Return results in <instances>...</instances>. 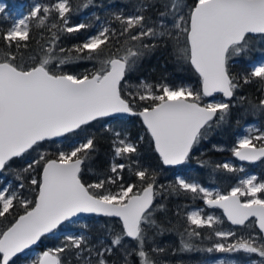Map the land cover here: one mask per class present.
I'll list each match as a JSON object with an SVG mask.
<instances>
[{
    "label": "snow or ice",
    "instance_id": "snow-or-ice-1",
    "mask_svg": "<svg viewBox=\"0 0 264 264\" xmlns=\"http://www.w3.org/2000/svg\"><path fill=\"white\" fill-rule=\"evenodd\" d=\"M157 4L165 9L159 12V17L166 18L171 12L173 28L185 37L186 45L179 49L180 56L198 74L199 90L169 84L158 85L153 90L152 85L141 82L140 91L131 100L125 99L122 81L126 74L132 71L146 50L151 51L156 46L143 43V40L173 35L163 27V19L161 27L153 26L156 21L147 13ZM84 6L87 7V4ZM5 8L6 5L0 3V14L4 13ZM71 11L70 0H55L50 5L36 3L30 7L27 15L0 34L6 49L0 53V171L13 158L22 157L30 150L37 151L38 158L28 163L23 172L28 173L38 167L42 169L39 180L35 177L30 180L33 186L38 187L34 201L21 199L15 191L0 187V219L12 214L10 210L16 207L14 201H18L24 209L23 214L6 229L0 230V264H10V261L15 264L13 258L19 259V254L26 256L42 237L55 234L65 222L77 223L73 218L81 213L118 218L115 223L119 227H113L110 220L101 224V229L106 231L98 238V247L89 246L87 233L66 235L61 246L43 251L30 260V264H64L63 253L75 257L77 264H110L107 257L116 252L121 254L120 258L111 264H130L129 256L133 253L138 257V264H155L145 251V226L158 227L153 214L164 210L163 205L153 206L159 194L154 188V174L139 166L132 169L124 163H113L110 171L115 176L86 185L81 178L82 165L96 151L95 137L89 136L79 143H71L69 151H60L54 159L47 158L43 151H39L41 142L64 137L101 118L127 114L140 118L164 165L185 163L194 145L206 136L212 125L223 123L230 114L233 107L231 101L241 85L238 77L231 75L229 61L233 55L239 56L246 51L250 34L264 36V0H194L187 17L182 14L177 17L178 12H183L180 0H142L130 15H115L122 27L120 35L126 37L121 49L113 53L110 48L106 52L102 47L109 42L110 29L107 27L96 35H90L74 49L78 54L77 59L95 60L100 65L97 70L80 76L59 71L61 65L71 62L70 57L59 59L56 70L49 67L57 59L54 45L59 37L55 33L51 38L52 46L44 47L43 54L38 59L33 58L32 66L25 67L23 63L14 62L17 56L12 48L19 51L22 47H28L33 21L37 28L48 31L58 29L69 34L89 28L86 23L70 25ZM53 13L56 14L55 21L59 23L52 22L48 27L47 22ZM85 52V56L79 55ZM253 81H258L259 87L264 90V62L254 64L243 77L244 84ZM217 93L222 94L223 99L217 100L214 95ZM137 97L140 101L151 103L137 110L134 103ZM206 97L212 99L205 102ZM259 107L264 109V98L260 100ZM246 131L248 135L236 142L232 155L239 161L249 163L264 160V132L252 135L253 131L259 130L249 128ZM115 136V157L138 164L133 160L138 154L137 145L126 135L121 138L119 132ZM126 167L141 182L139 191H134L138 187L134 183L126 186L120 184L116 192L99 191L105 189L106 184H115L123 179L119 173ZM216 168L229 173L236 171L230 163L217 164ZM17 179L23 177L18 176ZM176 185L183 192L202 194L204 204L209 208L221 209L232 225L249 229L258 227L259 232L264 234V198L258 195L264 193V182L258 183L256 176L241 179L239 185L227 193H213L199 183L179 177ZM19 187L23 188L24 184L21 183ZM241 197L246 199L242 200ZM250 218H255L254 224ZM187 221L196 228L213 230L221 240L227 241L236 236L234 231L216 230L214 226L220 222L219 218L203 215L202 209L189 212ZM186 231L189 237L200 236L199 232ZM126 238L135 241V247L131 250ZM182 248L192 250V245L182 240ZM152 251L164 250L153 248ZM206 251H242L255 254L261 258L259 264H264V235L257 239L248 233L232 243H216ZM85 252L88 253L87 257L84 256ZM92 256L96 259L92 260ZM217 264L227 262L218 261ZM252 264L257 262L253 261Z\"/></svg>",
    "mask_w": 264,
    "mask_h": 264
},
{
    "label": "trees",
    "instance_id": "trees-1",
    "mask_svg": "<svg viewBox=\"0 0 264 264\" xmlns=\"http://www.w3.org/2000/svg\"><path fill=\"white\" fill-rule=\"evenodd\" d=\"M7 4L8 10H14L17 3L23 0H4ZM42 5H50L55 0H39ZM142 0H70L72 11L69 14V24L75 25L78 23H86L89 28L82 29L79 33H66L58 29L37 28L35 21L32 22L30 29L31 39L27 41L28 47L20 48L19 51L12 48L16 53L17 59L14 61L17 64L23 63L25 67H30L34 63V59L39 58L43 54V48L52 46L51 38L55 33L59 38L55 41L54 55L57 59L53 60L50 68L56 70L55 66L59 59L70 57L71 62L60 66L59 71H63L74 75H83L97 70L100 65L95 60H88L84 58L77 59V53L74 49L80 44L85 42V39L92 27L98 22L103 21L106 23L107 28L110 29L109 42L105 47L107 52L110 48L111 52L115 53L118 49L124 46L126 40L125 36L120 35L122 30L121 24L115 19V15L122 14L128 16L133 13L136 6ZM183 7L182 13H177L187 17L190 7L193 5L194 0H180ZM87 4V7L84 5ZM186 5V7H184ZM159 4L157 7L151 9L147 14L150 15L156 24L153 26L161 27V20H164L163 27L172 32L173 35L163 39H149L145 38L143 43L155 44L156 46L151 51H145L136 63L132 71L126 74V78L122 81V95L125 99H132L138 91H140L141 82L152 85L153 90L161 84H169L172 86H180L184 84L190 85L194 90H199V77L194 72L190 64L185 61L181 56L179 49L186 45L184 35L178 34L177 30L172 26V13L168 17L160 18L159 12L164 11ZM56 14L53 13L47 22L48 27L55 21ZM10 27V21L0 15V34L7 31ZM112 33H115L113 35ZM39 42V43H37ZM23 43V42H22ZM136 43V42H130ZM60 49L65 51L61 52ZM6 51L3 41L0 40V53ZM81 57L85 53L79 54ZM264 60V36L250 37L246 45V51L237 56L233 55L229 61L230 73L238 77V82L241 87L236 90V96L231 101L233 107L230 109V114L227 119L217 125L213 124L207 131V134L200 142L194 145L188 160L180 168L166 169L163 167L158 155L156 154L152 141L147 134V131L142 126L139 118L131 117L122 120H98L94 123L79 129L75 133L69 134L62 138L60 141H46L41 143L39 151H43L47 158L54 159L60 151H69V145L74 137H95L96 151L92 158L82 165L83 171L81 172L82 182L87 184L96 183L100 179H106L109 176H115V173L110 171L113 161L116 164L124 163L129 165L132 169L138 166L146 168L150 174H154V188L159 193L153 202V206L163 205V211H156L153 214V219L156 221L158 227H146V243L145 251L148 252L150 258L155 261V264H199L204 261L223 256L226 259H234L240 264H244L246 260H253L259 263L260 257L255 254H246L244 252L233 253H208L207 248L212 247L216 243L222 242L213 233V230L208 228H196L190 225L187 221V214L190 210L196 208H205L202 195H194L192 193L183 192L178 189L176 185V177L181 176L186 181L198 182L204 187H215L221 193H227L234 187L241 178V173L236 169L234 172H226L223 169H217V164L226 163V161H235L232 155V148L236 145L237 136L241 129L251 123H257L259 127H264V109L259 107V102L264 98V91L259 87L258 81H253L249 84L243 83V77L251 70L254 62ZM131 94V95H129ZM239 97H243L240 100ZM137 110L141 107H146L150 101H140L138 97L134 101ZM253 105L256 107L254 108ZM108 129V130H106ZM122 132L127 133L129 139L137 145L138 154L133 157L132 161L116 158L114 159L113 141L114 133ZM143 137V139H141ZM38 158L37 151H31L22 157L15 158L8 162L5 169L0 172V187H3L7 182H11L13 188H17L18 197L21 199L33 200L38 192V187L30 183L31 178L35 177L40 179L41 168H35L28 173L23 172V168L32 160ZM246 171L255 174L258 180H264V160L256 164H249L244 166ZM123 179L117 180L114 184L119 186L129 183L138 185L134 191H139L141 182L129 171L126 167L119 173ZM18 176L23 179H17ZM23 183L24 187L19 185ZM111 187V184H106L105 189L99 190L103 192ZM97 191V190H92ZM264 198V193H260ZM16 207L12 210L11 215H7L6 219H0V230L6 229L15 218L23 214L24 209L19 206L18 201H14ZM219 212L218 210H213ZM103 224L105 221H112V226L118 228L119 225L116 220L102 218ZM253 223V221H251ZM254 224V223H253ZM216 230H231L236 233L235 237H230L226 243H232L239 236L243 235L242 231L246 230V235H260L256 228H232L222 218L220 224H216ZM199 232L200 236L189 237L187 231ZM105 229H97L96 232L88 231L91 235L89 246L97 244L99 237L105 235ZM47 236L43 237L39 242L38 250H45V248L55 245H62L63 242L47 243ZM182 240L192 245V250H183ZM106 243L108 241H105ZM126 243L131 248L135 247V241H130L126 238ZM153 248H162L163 252H153ZM120 253L115 256H109L107 259L110 261L118 260ZM250 256L246 258L245 256ZM64 264H77L75 257H71L68 253L61 254ZM130 264H138V257L133 253L129 256ZM13 262L11 261L10 264Z\"/></svg>",
    "mask_w": 264,
    "mask_h": 264
},
{
    "label": "rangeland",
    "instance_id": "rangeland-1",
    "mask_svg": "<svg viewBox=\"0 0 264 264\" xmlns=\"http://www.w3.org/2000/svg\"><path fill=\"white\" fill-rule=\"evenodd\" d=\"M0 3H3L4 5H6V8H5V11H4V13L3 14H0L1 16H3L5 19H8L9 21H10V26L16 21V20H18V19H20V18H23L25 15H27L28 14V12H29V10H30V7L32 6V5H34V4H36V3H40V1L39 0H23V1H21V2H19V3H17V5L15 6V9L14 10H8L7 9V4H6V2L4 1V0H0ZM41 4V3H40ZM105 27H107V25H106V23H104L103 21H100V22H98L95 26H93L92 27V29H91V31L89 32V34L87 35V37H86V39L90 36V35H96V34H98L101 30H103V28H105ZM85 39V40H86ZM261 62H264V60H262V61H259V62H254L253 64H252V66L254 65V64H257V63H261ZM252 66H251V68H252ZM185 86H190V85H188V84H184ZM181 86V85H180ZM191 87V86H190ZM264 91V90H263ZM215 98L217 99V100H221L222 98H221V96H219V95H216L215 96ZM212 98H204V101L205 102H207V101H209V100H211ZM120 120H122V121H124V122H126V119H120ZM249 128H251V129H256V130H259V131H253L251 134L252 135H257V134H259L260 132H264V127H259V125L257 124V123H251V124H248V125H246V126H244L242 129H241V131H240V133H239V135L237 136V140H236V142L240 139V138H242L244 135H248V132L246 131V129H249ZM120 134H121V138H123L125 135L128 137V139H129V136H128V134L127 133H122V132H119ZM115 134L116 133H114V140L116 139V136H115ZM85 139V137H81V136H76V137H74V139H73V141L71 142V143H79V142H81V141H83ZM130 140V139H129ZM131 141V140H130ZM131 142H133V141H131ZM114 159H116V157H115V155H114ZM113 163H116L115 161H113L112 162V164ZM226 163H230V164H232L233 165V167L235 168V169H237L240 173H241V178H240V180L241 179H244V178H247V177H249V176H256L255 174H253V173H251V172H249V171H246V168L244 167V166H241V165H239L236 161H231V160H228V161H226ZM111 164V165H112ZM241 169H243L242 171H241ZM177 177H179V178H183V177H181V176H177ZM177 177H176V179H177ZM257 177V176H256ZM184 179V178H183ZM239 180V181H240ZM1 181V180H0ZM239 181H238V183L234 186V187H236V186H238L239 185ZM257 182L259 183V182H264V180L263 181H260V180H258V178H257ZM196 183H198V182H196ZM202 186V185H201ZM3 187H6V188H8L9 189V191L10 192H12V191H15V193L17 194V196H18V192H17V188H13V186H12V184H11V182H7ZM202 187H204V186H202ZM205 188H207V189H209V190H211L213 193H215V192H217V191H219L217 188H215V187H205ZM119 190V186H115L114 187V184H111V187H109L108 189H107V191H111V192H116V191H118ZM231 190V189H230ZM229 190V191H230ZM202 195V194H201ZM258 195H260V194H258ZM241 199L242 200H244V199H246L245 197H241ZM206 207V206H205ZM206 208H208V207H206ZM203 210V215H213V216H215V217H218L219 218V220H220V222L218 223V224H220L221 223V220H222V214H221V212L219 211V212H215V211H213L214 209H212V208H208L209 210H207V209H205V208H196V209H192V210H190L189 212H191V211H198V210ZM216 210V209H215ZM188 212V213H189ZM102 218H98V217H92V218H84V219H79V220H77L78 222L77 223H72V222H66V223H64V224H62L57 230H56V232H55V234H50V235H48L47 236V240L45 241V242H47V243H56L57 244V242H64V237L66 236V235H80V234H85V233H87V235H88V238H89V241H91V235L88 233V231H93V232H96V230L97 229H99V228H101L100 227V225H101V223H102V220H101ZM222 231H231V230H222ZM246 230H244V231H242V234L243 235H246ZM240 237V236H239ZM256 237H258V236H256ZM221 240V239H220ZM227 241H225V240H222V242H220V243H225V244H227L226 243ZM59 246H61L60 244L59 245H55V246H52V247H46L45 248V250H48V249H54V248H56V247H59ZM95 246H97L98 247V244H95ZM91 247V246H90ZM44 251V250H43ZM43 251H41V250H38L37 248H33V249H31V250H29L28 252H27V255L25 256L24 254L22 255V256H20V258L19 259H17V258H15L14 259V261H15V264H30V260H32V259H35L38 255H40V254H42V252ZM118 254V252H116L114 255L116 256ZM84 256L85 257H87L88 256V253L87 252H85L84 253ZM246 258H249L250 256H245ZM91 259L92 260H95L96 259V257L95 256H92L91 257ZM76 260V259H75ZM218 261H226L227 262V264H240V263H238L237 261H235L234 259H226L225 257H223V256H220V257H216V258H214V259H210V260H207V261H204V262H202V263H199V264H217V262ZM252 262H253V260H246V262L244 263V264H252ZM11 263V262H10ZM13 264V263H12ZM257 264H259L258 262H257Z\"/></svg>",
    "mask_w": 264,
    "mask_h": 264
},
{
    "label": "water",
    "instance_id": "water-1",
    "mask_svg": "<svg viewBox=\"0 0 264 264\" xmlns=\"http://www.w3.org/2000/svg\"><path fill=\"white\" fill-rule=\"evenodd\" d=\"M257 36H262V35H260V34H256V35H251L250 34V37H257ZM190 64V63H189ZM191 66V65H190ZM194 70V69H193ZM195 72V71H194ZM197 76H198V74H197ZM199 77V76H198ZM215 96L216 95H219V96H221V98L223 99V96H222V94H219V93H217V94H214ZM206 98H210V97H206ZM131 117H135V116H128L127 114H117V115H114V116H111V117H105V118H101V119H99V120H104V119H107V120H120V119H128V118H131ZM137 118H139V117H137ZM139 120H140V118H139ZM98 121V120H97ZM95 121H93L92 123H94ZM140 122H141V124H142V121L140 120ZM91 123V124H92ZM90 125V124H89ZM86 126H88V125H86ZM86 126H83V127H86ZM142 126H143V124H142ZM144 127V126H143ZM145 129V128H144ZM146 130V129H145ZM78 131V130H77ZM75 133V132H74ZM69 134H72V133H69ZM69 134H66L65 136H67V135H69ZM64 136V137H65ZM64 137H55V138H53L52 140H47V141H60L62 138H64ZM150 137V136H149ZM150 139H151V137H150ZM43 142H46V141H43ZM43 142H41V143H43ZM153 144V143H152ZM153 148H154V144H153ZM191 153V152H190ZM157 155H158V153H156ZM190 155V154H189ZM158 157H159V155H158ZM18 158V157H17ZM233 158H234V160L239 164V165H241V166H246V165H249V164H256L257 162H259V161H257V162H255V163H249V162H247V161H239L238 159H236V157H234L233 156ZM13 159H15V158H13ZM12 159V160H13ZM160 159V158H159ZM161 161V160H160ZM161 163H162V161H161ZM162 165H163V167H165L166 169H172V168H180L182 165H184V163L183 164H181V165H164L163 163H162ZM1 172V171H0ZM154 202V201H153ZM205 205V204H204ZM206 206V205H205ZM207 207V206H206ZM209 208V207H208ZM212 209H216V210H218V211H220L221 212V214H222V217H223V219L225 220V222L230 226V227H232V228H236V229H238V228H241L240 226H238V225H232L228 220H227V218L223 215V211L221 210V209H218V208H212ZM92 217H97V216H95L94 214H85V213H81V214H79V216L78 217H76V218H73V219H75V220H79V219H84V218H92ZM98 218H106V217H98ZM108 219H113V220H117L118 218H108ZM250 221H253V223H254V221H255V218H250ZM66 223V222H65ZM256 228V230H257V232L259 233V235L261 236V235H264V234H261L260 232H259V229H258V227H255ZM48 235H50V234H47L46 236H48ZM43 238V237H42ZM41 238V239H42ZM37 246H39V242L37 243V245H33L32 246V248L31 249H33V248H35V247H37ZM30 249V250H31ZM44 251H46V250H44ZM23 254H19V256H22ZM15 258H13V260H14ZM11 262V261H10Z\"/></svg>",
    "mask_w": 264,
    "mask_h": 264
},
{
    "label": "flooded vegetation",
    "instance_id": "flooded-vegetation-1",
    "mask_svg": "<svg viewBox=\"0 0 264 264\" xmlns=\"http://www.w3.org/2000/svg\"><path fill=\"white\" fill-rule=\"evenodd\" d=\"M36 248V247H35Z\"/></svg>",
    "mask_w": 264,
    "mask_h": 264
}]
</instances>
